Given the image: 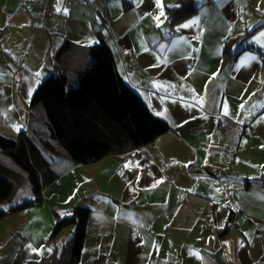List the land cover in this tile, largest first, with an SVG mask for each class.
I'll return each mask as SVG.
<instances>
[{
	"label": "crops",
	"instance_id": "1",
	"mask_svg": "<svg viewBox=\"0 0 264 264\" xmlns=\"http://www.w3.org/2000/svg\"><path fill=\"white\" fill-rule=\"evenodd\" d=\"M249 1L194 0L196 13L172 25L176 0H161L162 8L156 0L71 8L63 0H0L1 39L31 36L47 75L65 73L74 85L91 61L89 47L103 38L120 75L170 125L151 143L81 164L50 137L45 110L31 96L39 117L32 111L22 139L40 149L56 178L41 204L0 219V264H49L41 258L59 251L73 228L46 239L80 198L90 213L79 264H264V59L248 47L264 52V19ZM257 26L230 42L225 60L226 41ZM195 159L218 173L190 171ZM0 163L21 172L1 149ZM88 180L90 187H77ZM31 197L25 181L0 209ZM231 218L237 227L227 226Z\"/></svg>",
	"mask_w": 264,
	"mask_h": 264
},
{
	"label": "trees",
	"instance_id": "2",
	"mask_svg": "<svg viewBox=\"0 0 264 264\" xmlns=\"http://www.w3.org/2000/svg\"><path fill=\"white\" fill-rule=\"evenodd\" d=\"M176 1V6L168 8L172 25L197 11L194 0ZM258 27L226 41L224 59L231 58L232 40L246 39ZM89 55L91 61L74 85L65 73H50L38 84L31 98L32 104L41 103L45 110L50 137L57 140L73 161L81 164L151 143L170 128L120 75L115 55L103 38L89 47ZM22 136L23 131L17 139L0 134V149L21 169L18 172L0 163V202L11 201L25 181L30 183L32 197L0 209V219L41 204L42 189L56 178L40 149L31 140L24 142ZM42 142L53 148L48 140ZM260 179L264 181V175ZM69 204L71 212L55 221L46 241H52L68 227L73 226V232L59 251L53 250L40 263L49 260V264H79L90 207L81 198Z\"/></svg>",
	"mask_w": 264,
	"mask_h": 264
},
{
	"label": "rangeland",
	"instance_id": "3",
	"mask_svg": "<svg viewBox=\"0 0 264 264\" xmlns=\"http://www.w3.org/2000/svg\"><path fill=\"white\" fill-rule=\"evenodd\" d=\"M251 1L259 8L257 12L264 19V0ZM244 2L250 6L249 0H244ZM23 28L21 29L23 32L30 31ZM0 41H2L0 44V134L17 139L20 131L27 129L32 111L39 117L38 107L32 108L29 99L33 95L39 79H44L47 71L42 70V64L40 66L35 55L31 53L33 46L31 36L28 35L21 40L11 39L9 41H3L2 38ZM260 45L264 49V44ZM36 73L40 75L37 77ZM39 108L44 110L41 106ZM17 127L19 128L18 131L16 130ZM48 148L55 151L54 147ZM91 182V180L85 181L83 186L77 187L82 190V187H90Z\"/></svg>",
	"mask_w": 264,
	"mask_h": 264
},
{
	"label": "built area",
	"instance_id": "4",
	"mask_svg": "<svg viewBox=\"0 0 264 264\" xmlns=\"http://www.w3.org/2000/svg\"><path fill=\"white\" fill-rule=\"evenodd\" d=\"M82 3H87V0H63V4L67 8H71L73 6H76V5L82 4ZM0 33H1V29H0ZM248 47L251 51L258 54L261 59H264V52L259 47L255 46V45H250ZM128 57L132 63L133 69L136 72H142V70H141V68L138 65V62L136 60L135 54L130 52L128 54ZM222 162H227V160L223 159ZM201 167H205L211 173H218V171H219V167L217 165H215V164H201L196 159L192 160L188 164V169L192 172L197 171ZM227 226H229L230 228H235V227H237V222L233 218H231L227 221Z\"/></svg>",
	"mask_w": 264,
	"mask_h": 264
},
{
	"label": "snow or ice",
	"instance_id": "5",
	"mask_svg": "<svg viewBox=\"0 0 264 264\" xmlns=\"http://www.w3.org/2000/svg\"><path fill=\"white\" fill-rule=\"evenodd\" d=\"M57 2H58V4H59V3L61 2V0H57ZM141 2H142V0H141ZM156 3H157V6H158V7H161V8H162L161 0H156ZM60 10H61L60 8H57V11H60ZM63 11H64L65 13H67L68 10L65 8V9H63ZM160 15H163V11H162V10H161ZM155 19H156L157 21H159V20H160V16L155 17ZM191 23H195V21H192V22H190L189 24L180 25V27H189V26L191 25ZM261 35L264 36V33H261ZM35 75L38 77L40 74H39V73H36ZM241 107H243V105H242ZM16 130L18 131L19 128L17 127ZM126 167H127V165H126Z\"/></svg>",
	"mask_w": 264,
	"mask_h": 264
}]
</instances>
